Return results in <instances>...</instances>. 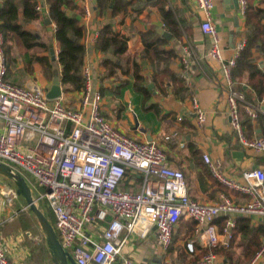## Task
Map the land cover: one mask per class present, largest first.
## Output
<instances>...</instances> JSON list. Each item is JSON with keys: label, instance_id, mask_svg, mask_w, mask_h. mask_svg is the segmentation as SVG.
Returning <instances> with one entry per match:
<instances>
[{"label": "built area", "instance_id": "1", "mask_svg": "<svg viewBox=\"0 0 264 264\" xmlns=\"http://www.w3.org/2000/svg\"><path fill=\"white\" fill-rule=\"evenodd\" d=\"M79 1L83 17H90V0ZM195 1L201 14L200 31L211 40L206 55L220 61L230 125L243 147L264 155V133L246 137L239 116V103L252 121L264 115V97L257 103L245 100L243 92L235 89L230 74L246 38L241 37L231 57L224 60L212 20L213 0ZM246 6L247 0H238L242 15ZM36 8L40 10L42 6L38 4ZM3 41L0 33V163L29 177L34 203L46 201L55 219L59 242L76 264H146L124 255L125 246L133 239H146L154 230L157 246L166 251L182 217L195 222L191 237L184 241L189 256L196 254L197 245L206 249L228 248L238 217L264 223L262 165L231 174L222 168L220 159L203 153L211 176L244 198L236 199L221 191L211 203L191 199L183 171L168 164L167 155L157 142L124 134L101 113V95L92 87L88 66H83L82 96L76 105L68 103L64 93L50 99L47 89L39 83L26 86L7 79ZM184 52L188 57L191 49L186 47ZM186 61L185 58V65ZM181 77L185 78L183 74ZM190 101L195 124L202 127L206 112L196 97ZM38 187L43 192H36ZM10 192L11 200L18 196L15 188ZM218 217L223 218L221 228L215 224ZM101 222L105 224H100L97 235L96 223ZM263 257L264 234L245 264H258ZM0 264H15L1 242ZM185 264L234 263L209 250Z\"/></svg>", "mask_w": 264, "mask_h": 264}, {"label": "crops", "instance_id": "2", "mask_svg": "<svg viewBox=\"0 0 264 264\" xmlns=\"http://www.w3.org/2000/svg\"><path fill=\"white\" fill-rule=\"evenodd\" d=\"M74 1L81 7L79 0ZM90 2L93 8L91 16L88 18L81 17V22L85 28L83 37L86 46L84 65L88 66L91 71L93 89L101 95V113L124 134L138 140H144L149 135L152 140L159 143L167 155L168 164L184 172L187 193L191 199L211 203L217 200L221 191H225L236 199L244 198L237 192L220 187L202 159L203 153H207L212 159H220L223 164L222 168L231 174H236L256 164L264 167V157L243 147L230 125L225 96L222 91L224 79L220 61L206 55L211 40L209 36L200 31L201 14L196 7V1L165 0L166 6L180 18L181 24L189 26L185 30L182 28L179 39L174 38L168 31L160 11L154 4L144 7L135 18H132L135 14L129 12L130 15L124 17L123 23H115V30L128 37L126 55L130 59H136V62L139 63L141 73L144 76V83L148 84L150 90L147 95H143L142 92L134 89L132 76L122 75L120 69H117L114 75L106 73L107 70L101 62L105 57H110L112 60L114 57L102 53L94 46L100 17H97L95 12V0H90ZM213 3V25L220 38L223 59L226 60L231 57L235 44L244 35L245 19L244 15L239 12L238 0H213ZM47 10V5L43 4L42 11L46 13ZM28 27L38 31L37 38H40L48 36L54 24L52 22L46 24L38 19L31 22ZM161 29L170 33V37L163 36ZM151 30L165 38L163 44L165 49H175L176 51L175 56L168 60L166 65L173 72L185 76L183 86L187 88L188 93L183 97L176 96L171 82L163 83L161 87H155L151 82L153 69L149 61L142 55L143 42L139 34L142 31ZM151 37H154L153 34ZM52 47L56 51L58 49L57 42L54 41ZM186 47L191 49V54L188 57H185L184 49ZM42 54L45 55L46 53L41 52L40 55ZM55 55L57 56V54ZM254 56L258 58L260 64L258 65L256 60L254 62L264 71L263 58L257 52L254 53ZM185 58L187 59L186 65L184 63ZM24 65L23 61L17 62V67H21L23 70ZM128 68L131 72V61ZM27 74L29 78H24L23 83L15 79L12 81L9 74L7 79L26 86L39 83L47 89L50 80L42 74L39 64H34L33 70ZM124 81L127 82L124 83ZM241 85L243 88H238ZM234 87L243 92L245 100L252 103H257L260 100L254 97V93L247 85L234 81ZM81 96L82 89L64 93L66 101L72 105H76ZM192 96L198 99L206 112V120L202 127H197L195 124V115L191 111L190 98ZM135 117L138 120V129L133 130ZM179 117L181 119H178ZM255 121H252L251 132L244 124H241L246 137L252 138L262 134L263 130ZM144 130L147 132H143ZM138 182L139 180H136V190L138 189ZM124 186L127 184L125 183ZM16 201L21 203L22 208L25 207L26 204L23 199L18 197ZM43 207L45 214L41 212L46 217L45 205ZM15 213L13 205L7 208L0 206V242L5 247L7 257L15 264H55L45 239L43 240L44 243H41L39 238L34 240L25 232L10 229L11 225L2 227V223L12 219ZM32 214L35 223L40 225L33 212ZM245 221L247 227L240 223L239 227L235 228L229 248L216 251L219 258L234 264H245L252 257V243H256V246L260 244V238L264 234V223L252 220ZM100 224L104 225L105 222L96 223L97 235L101 231ZM194 224L192 219L182 217L174 230L172 244L166 251H161L157 246L153 235L154 230H152L146 239L130 241L125 246L123 254L130 255L146 264H156L159 261H164L167 264L188 263L189 259L200 257L202 251L206 249L197 245L196 254L189 256L184 248V241L192 234ZM215 224L221 228L223 218H216ZM98 239L101 238L98 237ZM66 264L76 263L75 261L74 263L67 261ZM258 264H264V257Z\"/></svg>", "mask_w": 264, "mask_h": 264}, {"label": "trees", "instance_id": "3", "mask_svg": "<svg viewBox=\"0 0 264 264\" xmlns=\"http://www.w3.org/2000/svg\"><path fill=\"white\" fill-rule=\"evenodd\" d=\"M38 4L41 6L46 4L47 12H43L42 9L38 10L36 8ZM149 4L157 6L166 28L174 38L179 39L181 37L182 28L184 30L189 28V26L181 24L182 21L177 14L166 6L165 0H95V12L100 20L94 46L102 53L114 57V60L110 57L103 58L102 66L107 70L108 75H114L117 69H120L122 75H131L134 89L142 92L143 95L149 94L150 90L148 84L144 83L141 67L136 59H130L126 55L128 37L115 30L114 25L117 22L123 23L124 17L130 15L129 12L134 13L135 15L132 18H135ZM262 4H264V0L257 2L247 0L244 11L245 29L243 35L246 38V45L240 51L236 65L230 70L233 82L247 85L254 93V97L259 99L264 97V71L254 62V53H259L264 61V7H262ZM82 16L83 10L74 0H0V33H2L4 39L3 51L6 67L8 66L7 75L11 73L10 65L23 61L26 73L33 70L34 64H39L42 74L48 80H51L53 62L49 55V47L55 41L58 44L55 63L63 92L82 89L84 84L83 66L86 54V46L83 41L85 28L81 22ZM46 18L50 19L54 27L48 36L37 38L39 32L30 29L28 26L38 19L45 23ZM139 34L143 42L142 55L149 61L153 69L151 74L153 85L161 87L163 83L171 82L176 96L183 97L188 93L187 88L183 86L184 79L166 65L167 61L175 56V49H165L163 47L165 38L154 30L142 31ZM151 34L154 37H151ZM41 52L46 54L40 55ZM14 54H18L19 57H15ZM130 61L131 72L128 68ZM126 82L124 81V83ZM238 88L243 87L241 85ZM247 95L249 96L248 92ZM239 116L241 124H244L251 132L253 128L252 120L245 114L242 103H239ZM255 123L260 126L263 130L262 133H264V115H259ZM259 156L264 157L263 155ZM30 182L32 181L30 180ZM219 185L228 190L220 183ZM43 190V188L38 187L36 192L40 193ZM19 197L23 199L21 195ZM16 200L13 203L16 213L12 219L5 220L2 227L11 225L10 229L36 233L37 226L32 212L28 208H22L21 203ZM43 203L46 208V215L54 226L53 213L45 200ZM245 220L250 221L249 218L238 217L236 227H239L240 223L247 227ZM53 228L55 229V227ZM41 243H44V241L41 240ZM258 246H256V243H252L251 250L253 254ZM221 249L223 247L205 249L202 254L209 250L216 253ZM197 258L199 257L191 258L189 262Z\"/></svg>", "mask_w": 264, "mask_h": 264}, {"label": "water", "instance_id": "4", "mask_svg": "<svg viewBox=\"0 0 264 264\" xmlns=\"http://www.w3.org/2000/svg\"><path fill=\"white\" fill-rule=\"evenodd\" d=\"M45 23L49 24L50 19L46 18ZM161 33L165 37H170V33L167 31H163L161 29ZM49 55L51 58V61L53 62V72H52V78L47 86L46 96L50 99L57 98L61 96L63 93L61 82L59 79L58 69L56 66V55L54 48L51 46L49 47ZM152 86V85H149ZM264 109V106H263ZM134 127L133 130L138 129V120L135 117ZM143 130V129H142ZM147 132V131H143ZM148 141H151L152 138L147 135L146 136ZM0 174L4 175L7 178L13 179L15 182V189L17 194L21 195L25 201V207L30 209L38 219L44 233H45V241L46 245L50 251V254L52 255L55 264H66L67 261H70L74 263L73 258L62 248L59 239L57 237V234L53 228V226L48 222L47 218L44 216V214L41 212V210L35 205L32 197L31 192L29 189V185L26 182V179L22 176L21 173L13 171L10 167L7 165L0 163Z\"/></svg>", "mask_w": 264, "mask_h": 264}, {"label": "rangeland", "instance_id": "5", "mask_svg": "<svg viewBox=\"0 0 264 264\" xmlns=\"http://www.w3.org/2000/svg\"><path fill=\"white\" fill-rule=\"evenodd\" d=\"M15 57H19L18 54H14ZM6 60V59H5ZM255 60L257 61V64L259 65L260 63L258 62V58H255ZM262 62H263V59H262ZM15 64V63H14ZM10 65V70H11V75L9 74V77L12 81H14V79L18 82H21L23 83V79L28 77V74L21 68V67H17V63L14 65ZM8 67V66H7ZM43 76V75H42ZM27 79V78H26ZM159 144V143H158ZM160 145V144H159ZM161 146V145H160ZM21 173V172H19ZM184 173V172H183ZM22 176L25 178H27L26 182L28 183V185H31L29 182L30 180L28 179L29 177L23 173H21ZM185 175V174H184ZM185 177V176H184ZM25 178V179H26ZM16 186H15V182L13 179H10V178H7L5 177L4 175L0 174V206L3 207V208H7L8 206L11 207V205H13L14 203V199L11 200L10 197H11V192L10 190L11 189H14ZM35 193L34 192H31V197L34 198L33 196ZM19 195L17 196V199H18ZM35 205L41 209V211L45 214V210H44V205H43V202L39 201L37 203H35ZM47 217V215H46ZM47 220L48 222L51 224L49 218L47 217ZM38 221V220H37ZM36 222V221H35ZM52 225V224H51ZM36 226H37V229H36V233H32V232H25V234H27L30 238L34 239V240H37L38 238L41 239V240H44V231L41 227V225L37 224L36 223ZM53 226V225H52ZM54 227V226H53Z\"/></svg>", "mask_w": 264, "mask_h": 264}]
</instances>
